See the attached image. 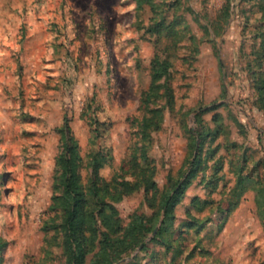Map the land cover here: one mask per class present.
Returning <instances> with one entry per match:
<instances>
[{
    "label": "rangeland",
    "instance_id": "obj_1",
    "mask_svg": "<svg viewBox=\"0 0 264 264\" xmlns=\"http://www.w3.org/2000/svg\"><path fill=\"white\" fill-rule=\"evenodd\" d=\"M154 55L169 64L150 105L162 121L146 146L157 192L112 202L121 224L136 210L149 215L168 174L186 169L196 127L200 163L173 210L171 251L152 243L157 257L136 249L114 264H264L252 191L264 184V0H0V264H64L60 235L43 230L63 119L83 183L99 149L98 175L109 180L136 139ZM239 171L252 186L227 214L219 208L233 200Z\"/></svg>",
    "mask_w": 264,
    "mask_h": 264
},
{
    "label": "trees",
    "instance_id": "obj_2",
    "mask_svg": "<svg viewBox=\"0 0 264 264\" xmlns=\"http://www.w3.org/2000/svg\"><path fill=\"white\" fill-rule=\"evenodd\" d=\"M145 1L137 0L138 7H142ZM168 69V62L154 55L150 62L149 86L140 96L138 111L141 117L135 116L132 119V125L136 129L132 134L136 139L132 138L127 158L109 180L98 175V170L106 163L107 157L99 149L87 155L90 160L85 166L92 169V175L86 185L83 183L79 174L82 158L70 131L69 121L67 118L63 119V125L59 129L61 148L55 155L53 192L43 230H53L60 235L64 264H114L122 259L123 254L136 249L153 259L157 257V252L151 247L152 243L164 247L165 254L173 248L179 236L178 231H172L173 210L200 163L198 156L203 144V132L199 127L189 130L187 159H192L187 160L185 170L180 168L177 171V176L168 174L166 187L149 215L136 210L127 225L123 226L112 204L141 187L145 193L157 192L156 184L152 181L154 168L147 159L146 146L151 133L160 127L162 121V110L150 105L160 96V88L163 87L160 80L167 77ZM256 84V89L264 95V72L257 78ZM138 142L139 147H136ZM241 172H238L233 187V200L222 201L223 206L219 208L222 210L226 207L227 214L234 209L248 187L252 186L249 184L251 179ZM253 186V200L260 212L264 213V184L259 182L256 187L254 181ZM161 217L158 229L146 242L145 239L155 231ZM188 227L194 228L197 224L188 223Z\"/></svg>",
    "mask_w": 264,
    "mask_h": 264
}]
</instances>
